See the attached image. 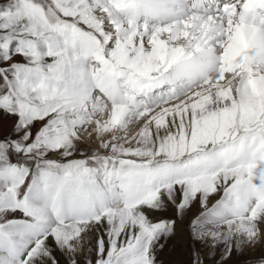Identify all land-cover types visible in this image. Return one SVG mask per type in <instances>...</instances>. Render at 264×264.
Listing matches in <instances>:
<instances>
[{
	"label": "snow or ice",
	"instance_id": "6c2138e0",
	"mask_svg": "<svg viewBox=\"0 0 264 264\" xmlns=\"http://www.w3.org/2000/svg\"><path fill=\"white\" fill-rule=\"evenodd\" d=\"M0 118V264H264V0H8Z\"/></svg>",
	"mask_w": 264,
	"mask_h": 264
},
{
	"label": "rangeland",
	"instance_id": "374dc122",
	"mask_svg": "<svg viewBox=\"0 0 264 264\" xmlns=\"http://www.w3.org/2000/svg\"><path fill=\"white\" fill-rule=\"evenodd\" d=\"M8 0H0V5L6 4ZM0 126L2 127H8L10 126V122L6 119L0 118ZM85 145L87 148L95 147L96 144L93 140H85ZM211 202H214V199L211 200ZM210 202V203H211ZM198 208V205H197ZM168 213H165L164 215H167ZM191 217H189L190 219ZM185 225H182V229L185 228ZM261 249L256 248L252 250H245L242 253H234L231 257L229 264H251V261L254 259L255 256L259 255ZM179 253V244L177 240L170 241L166 250L161 253L160 259L163 261V264H175L176 261L180 260L181 257L178 254ZM87 256V252L82 254L81 256V262L84 264L85 259ZM62 264H63V257H60Z\"/></svg>",
	"mask_w": 264,
	"mask_h": 264
},
{
	"label": "bare ground",
	"instance_id": "6f19581e",
	"mask_svg": "<svg viewBox=\"0 0 264 264\" xmlns=\"http://www.w3.org/2000/svg\"><path fill=\"white\" fill-rule=\"evenodd\" d=\"M211 202V201H210Z\"/></svg>",
	"mask_w": 264,
	"mask_h": 264
}]
</instances>
